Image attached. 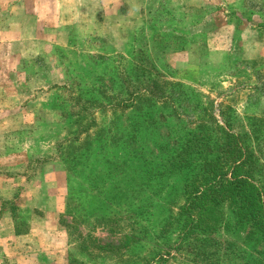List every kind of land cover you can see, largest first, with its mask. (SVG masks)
<instances>
[{
    "label": "rangeland",
    "instance_id": "obj_1",
    "mask_svg": "<svg viewBox=\"0 0 264 264\" xmlns=\"http://www.w3.org/2000/svg\"><path fill=\"white\" fill-rule=\"evenodd\" d=\"M16 1L0 0V264H144L159 254L207 264L168 247L176 230H159L183 202L185 171H167L170 151L157 146L205 123L264 155V0H45L38 10ZM161 84L166 93L145 104ZM93 97L103 106L86 102ZM121 99L142 109L106 104ZM79 112L84 124L94 117L91 136L109 130L94 155L69 149ZM22 115L32 123L19 130ZM223 209L232 227L193 249L247 246ZM15 223L30 232L21 246ZM128 232L130 249L107 248Z\"/></svg>",
    "mask_w": 264,
    "mask_h": 264
},
{
    "label": "trees",
    "instance_id": "obj_2",
    "mask_svg": "<svg viewBox=\"0 0 264 264\" xmlns=\"http://www.w3.org/2000/svg\"><path fill=\"white\" fill-rule=\"evenodd\" d=\"M154 84L157 86V83L153 81ZM155 86L154 89H157ZM147 88L152 90L150 87ZM159 88L155 94L151 92L150 96L144 97L142 101L145 104L146 102L153 104L152 99L157 100L158 97L160 100L161 95L159 96L158 93H166V84H161ZM82 99L78 96L74 100L79 103ZM85 100L89 104L98 103L99 106H103V102L97 97ZM135 101L138 103L137 99ZM128 102V99H121L114 105L108 100L106 104L123 110L126 106L133 107L135 110L142 109L140 106L137 107V104L127 105ZM84 108L85 106L82 105L81 109L85 110ZM75 118L73 123L76 127L73 137L68 140L69 149L73 147L74 152L77 153H83L86 150L84 155L87 149L97 148L93 151L94 155L105 144L102 141L106 140V133L109 130L107 127H100L94 132V136H91L88 130L94 117L92 116L91 121H86L85 124L82 123L85 114L79 112ZM146 118L148 122L156 123L154 117ZM84 133L85 138L79 139ZM131 137L135 138L133 135ZM113 138H118L117 133ZM121 139L128 143L134 142V139H124V137ZM171 141L157 146L161 150L170 151L161 161L164 166H168L166 170L185 172L181 187L183 202L179 204L175 214L170 212L164 215L159 223V230L163 235L175 234L174 230L177 231V238L168 247L179 252L183 250L181 254H186L188 251L194 252L195 255L191 261L199 259L206 261L207 264L214 263L213 256H218L215 258L216 264L221 262H224L223 264H264V178L259 181V177L255 175V172L262 169L260 166H263L264 155L259 156L252 144H247L241 134L230 132L222 126L212 128L205 123L195 124L184 135L174 139L173 144ZM144 154L145 150L138 152L137 157L139 158L140 155L144 158ZM225 203H228L230 207L234 224L242 230V241L247 246L236 249V244L228 241L222 247L219 245L208 252V247L204 243L200 245L201 249H193L191 245L194 240H209V237L220 229L227 231L232 227L223 209ZM22 232H24L23 229L15 223V233ZM121 235H123L121 239L117 238L116 243L107 248H114L117 251L130 249L136 242L135 235L130 232L121 233ZM221 251L224 252L225 257L222 256ZM170 255L171 253L168 252L167 256ZM155 260L158 264H166L169 257L160 254L150 256L144 258V264H153ZM69 264L84 263L72 259Z\"/></svg>",
    "mask_w": 264,
    "mask_h": 264
},
{
    "label": "crops",
    "instance_id": "obj_3",
    "mask_svg": "<svg viewBox=\"0 0 264 264\" xmlns=\"http://www.w3.org/2000/svg\"><path fill=\"white\" fill-rule=\"evenodd\" d=\"M18 2H19V0H17ZM16 1V2H17ZM33 1V5L32 6H34L33 8H38V5H39V3H42V2H44L45 0H32ZM23 2H24V0H23ZM50 4H51V2H58V0H49L48 1ZM21 3H22V1H21ZM26 3H30V1L29 0H26ZM38 10V9H37ZM38 17H40V15H36L35 16V19L36 20H39V18ZM37 36H38V32H35V34L33 35V37L32 38H34V40H35V38H37ZM12 40H14V39H12ZM22 66H24V65H22ZM25 67V66H24ZM23 67V68H24ZM6 77H8V75L6 76ZM14 82V81H13ZM23 82H25V81H19L18 83H16V82H14V85H16V86H20L21 85V83H23ZM26 123L27 124H29V123H32V119H31V121H29V119H27V116H24V115H22L21 116V118L19 119V126L20 125H22V127H20L19 128V126H18V129L19 130H23V129H26L27 127H26ZM66 142V141H65ZM65 142H61L62 144L63 143H65ZM51 175H53V174H56V175H59L61 172H60V170H58V172H54V170H52L51 172ZM32 185H33V187H34V182L33 183H31ZM32 187V188H33ZM17 189V188H16ZM17 191V190H16ZM1 205V204H0ZM0 212H2V208L0 207ZM28 232V231H27ZM22 232V233H20V234H17V233H15V232H13V240H16V242L21 246V243H23L24 241L26 242L27 240H29V234H30V232ZM12 240V239H11ZM13 243V241L12 242H10V244H12ZM17 258H23V257H25L24 255L22 256L21 254L20 255H18V256H16ZM26 258V257H25ZM23 264H25V263H23Z\"/></svg>",
    "mask_w": 264,
    "mask_h": 264
}]
</instances>
